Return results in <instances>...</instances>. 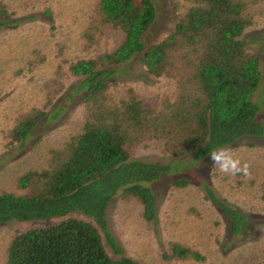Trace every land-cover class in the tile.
I'll use <instances>...</instances> for the list:
<instances>
[{
	"label": "trees",
	"instance_id": "trees-1",
	"mask_svg": "<svg viewBox=\"0 0 264 264\" xmlns=\"http://www.w3.org/2000/svg\"><path fill=\"white\" fill-rule=\"evenodd\" d=\"M184 1L173 28L147 44L144 36L156 20V0H96L81 32L84 43L93 44L106 27L119 31L121 39L97 56L69 61L68 70L78 80L66 97L82 106L81 126L49 150L42 167L28 168L16 177L20 192L0 189V223L62 219L15 230L4 264H144L123 254L111 236L108 202L115 195L133 197L141 205L142 218L153 221L151 184L178 165L134 158L133 148L158 144L186 166L240 138L264 134L259 119L264 99L257 97L260 59L242 38L254 22L250 9L264 0ZM43 15L54 21L51 8L45 7ZM19 21L0 0V28H16ZM43 60L44 55L35 51L26 67L32 70ZM134 60L147 74L170 78L172 93L151 103L130 86L112 95L110 88L129 73ZM49 96L13 117L5 130L8 147H23L35 129L59 116L63 106L48 110ZM39 140L37 136L33 144ZM189 182L185 177L172 181L177 187ZM201 184L204 198L226 217L231 235L239 234L246 217L207 181ZM102 233L117 256L107 252ZM163 257L206 259L177 241L170 242Z\"/></svg>",
	"mask_w": 264,
	"mask_h": 264
},
{
	"label": "rangeland",
	"instance_id": "rangeland-1",
	"mask_svg": "<svg viewBox=\"0 0 264 264\" xmlns=\"http://www.w3.org/2000/svg\"><path fill=\"white\" fill-rule=\"evenodd\" d=\"M4 2L20 21L16 28H0V189L20 192L15 184L16 177L28 168L42 167L49 150L62 144L82 124V106L77 99L66 97L78 80L68 70L69 61L97 56L112 49L119 43L121 34L106 27L93 44L84 43L81 32L96 0ZM156 4V20L144 36L147 44L162 39L173 28L185 1L156 0ZM45 7L52 9L53 22L44 17ZM250 12L254 22L245 28L242 38L260 59L262 78L257 97L264 99V2L252 6ZM35 51H40L44 60L29 70L26 63L35 58ZM128 86L146 103L155 102L174 90L170 78L147 74L137 60L130 64L129 73L119 78L110 91L117 96ZM47 94L52 98L48 110L63 106L59 116L35 129L23 147H8L5 130L13 117L33 104L41 105ZM259 119L264 125V112L260 113ZM37 136L40 140L33 144ZM220 149L239 159L241 167L246 165V174L220 171L210 154L182 166V158H174L158 144L133 148L131 155L134 158L164 164L171 162L178 166L151 184L156 209L153 221L142 218L141 205L133 197L115 195L108 202V229L123 254L144 264H264V134L240 138ZM183 177L189 178L188 185L177 187L172 183ZM201 180L207 181L218 196L226 198L246 217L239 234L231 235L226 217L204 198ZM71 215L91 220L80 212ZM61 219L51 217L0 223V264H4L5 249L15 230ZM102 239L107 252L117 256L103 233ZM172 241L199 250L206 256L205 261L166 260L163 253L168 251Z\"/></svg>",
	"mask_w": 264,
	"mask_h": 264
},
{
	"label": "clouds",
	"instance_id": "clouds-1",
	"mask_svg": "<svg viewBox=\"0 0 264 264\" xmlns=\"http://www.w3.org/2000/svg\"><path fill=\"white\" fill-rule=\"evenodd\" d=\"M210 159L225 173H231L233 175L244 172L246 174L247 166L241 167L240 161L234 158L229 151L225 149H219L210 153Z\"/></svg>",
	"mask_w": 264,
	"mask_h": 264
}]
</instances>
